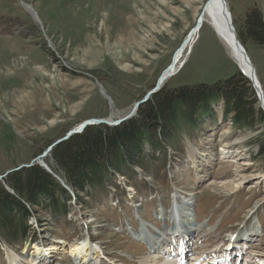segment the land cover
<instances>
[{"label":"rangeland","instance_id":"obj_1","mask_svg":"<svg viewBox=\"0 0 264 264\" xmlns=\"http://www.w3.org/2000/svg\"><path fill=\"white\" fill-rule=\"evenodd\" d=\"M226 1L238 35L250 7L264 12V0ZM191 7L193 0H0V175L29 165L87 120L127 115L155 87L194 27ZM243 46L264 93V49L248 41ZM193 48L166 86L213 85L238 70L208 26ZM256 109L264 113L259 99ZM203 126L181 124L175 144L156 153L160 162L148 170L133 167L127 176L113 174L96 199L70 192L65 218L36 208L38 220L32 217L25 239H0V264H14L11 254L21 264H79L69 247L90 237L107 259L139 264L148 251L138 241L139 229L144 223L169 227L175 193H196L192 203L206 230L199 247L206 253L253 231L258 219L264 231V158L258 146L264 124L240 129L221 111L219 121ZM228 142L229 153L221 152ZM191 148L199 151L197 161L190 158ZM8 176L0 182L10 190ZM244 253L264 258V235ZM96 263L109 264L101 258Z\"/></svg>","mask_w":264,"mask_h":264},{"label":"trees","instance_id":"obj_2","mask_svg":"<svg viewBox=\"0 0 264 264\" xmlns=\"http://www.w3.org/2000/svg\"><path fill=\"white\" fill-rule=\"evenodd\" d=\"M238 30L241 43L252 42L264 49V12L260 8L250 7ZM257 104L252 84L238 70L213 85H165L131 120L115 127H88L56 146L45 161L64 183L39 165L8 176L5 182L13 193L0 182V239L7 243L22 240L32 217L37 219L36 208L49 211L56 220L65 218L70 192L96 199L94 193L104 190L113 174L127 176L133 167L148 170L146 166L161 161L157 152L175 144L181 124L193 128L202 122L206 128L219 121L221 111L240 129L264 124V113L256 109ZM258 146L259 157L264 158V139Z\"/></svg>","mask_w":264,"mask_h":264},{"label":"bare ground","instance_id":"obj_3","mask_svg":"<svg viewBox=\"0 0 264 264\" xmlns=\"http://www.w3.org/2000/svg\"><path fill=\"white\" fill-rule=\"evenodd\" d=\"M226 3H227V1H226ZM193 7L194 8L191 7V9L193 10L194 15H196L195 24H196L197 20L199 19V17L201 16V14L203 13L202 26H201L200 30H198L196 33H194L190 38H188L189 35L185 38L184 42L186 41V43L183 45V43H184L183 42L181 44V46L179 47V49H178L179 52L174 55V57L176 58L177 64L174 67V69H172V70H174V73H175V75L173 77L177 76L182 71V69L186 65L188 57H189V55L191 53L189 51H192V48L194 47V45L198 41V38H199L202 30L205 29L207 26L218 37V39L220 40V42L222 43V45L226 49L228 57L235 63V65L239 69V65L243 64V60H242L243 56L236 49V45L234 44V39H233V36H232V32L229 30L228 26L223 21V18L221 16L222 15V10H223L222 9L221 0H193ZM25 8H26L27 11L30 12V14L32 16L36 14L35 13L36 10H34L33 7L31 8V7L25 5ZM227 9H228V12H230L228 3H227ZM231 18L233 20L232 13H231ZM194 27H195V25H194ZM218 32H221L223 37L220 36L218 34ZM181 48H183V50H181ZM247 55H248V57H249V59H250V61L252 63L251 66L254 68L253 62H252L248 52H247ZM170 65H171V63H170ZM245 65H246V71L248 73H250L251 67L247 63ZM169 66L164 70V72L169 68ZM180 67H181V69L178 71V69ZM253 70L255 72V76H256V79H257L259 85H261L256 69L254 68ZM172 78H170V79H172ZM102 92L105 95V92L104 91H102ZM110 121H115V120L110 119ZM231 146H232L231 143H229V142L225 143L223 145L224 148L221 150V152L227 153L225 150L226 149L227 150L231 149ZM190 151H191L190 158H192V161H197L196 153L198 154L199 151L196 150V148H191ZM195 194L196 193L193 192V193H186L184 196H181L178 193H175L173 195L174 196L173 197L174 202L172 204V210H171L172 219H173L172 224L173 225H177L178 226L177 227L178 230L183 228L184 222L185 223L188 222L190 220V217L193 216V209L195 210L196 204H194L192 202L195 199V196H194ZM260 206H262V205H260ZM193 217H195V216H193ZM192 222H193V225H192L191 229H193V235H196V234L201 232L202 235L204 236L205 234H203V233L206 231L205 228L204 229L202 228L204 225L202 224V225H199L198 227H195L196 226L195 224H197L198 221L192 220ZM255 223L256 224L253 225V229L254 230L251 231V234L247 235V233L250 232V231H248V232L244 233L242 236H240V238L245 237L247 235V237H249L251 240H253L254 238L258 237V236H254V235H256L254 233L256 231H258V232L261 231L260 228H259V224H260L259 219ZM142 226H141L140 229L142 230V233L143 232L144 233L140 234L141 241H145L146 240V243L147 242L150 243V248H154L155 250H153V252L150 251L149 255L145 254L142 258H140L139 264H163V263H161V260H158L156 258V256H154L155 255L154 252L158 251V249H156V248H161L162 247V249L164 250L165 248L168 247V245H169L168 250L176 252L177 251L176 248H174L172 246H176V243L178 242L177 231L174 230V229L169 230V227H167L166 229H160V232H159L160 235H159V234H156L154 232H151L152 228H150V226H148V225H142ZM261 228H263L262 225H261ZM148 233L152 234V237H150V235ZM263 233L264 232L262 231V235H264ZM240 234H242V233H240ZM235 237H236V235L234 237H230V238L233 239ZM153 238H155V240ZM90 239L86 238V240H84L82 243H73L69 247L70 256H74V257L80 259L79 264H97L96 260H98L99 258L104 259L106 257L105 255H103L104 253L102 252V250L101 251L98 250V249H102V248H97L96 245H94L91 242ZM195 241H199V240L196 239ZM164 243L167 244V245H165L163 247L162 244H164ZM199 246L197 247V250H196V253H195V257L193 258V259H195L194 261H192L193 264H206V263L210 264V263H208L207 260H203L202 261V258L204 256H206L207 254L211 253V252H215V251H218V250L221 249V247L220 248L219 247H215L214 249H212V250L210 249L211 251L206 253V252H204V250H200ZM36 247H37V253H39L41 248H39L40 246H36ZM99 254L101 255V257H99ZM251 256H253V255H251ZM10 257L13 259L12 261L14 262V264H21V261H20V259H19V257L17 255L11 254ZM261 260H264V258H261ZM253 262H254L253 260H250L247 264H251ZM29 264H45V263L42 262V261H35V262L31 261Z\"/></svg>","mask_w":264,"mask_h":264},{"label":"water","instance_id":"obj_4","mask_svg":"<svg viewBox=\"0 0 264 264\" xmlns=\"http://www.w3.org/2000/svg\"><path fill=\"white\" fill-rule=\"evenodd\" d=\"M221 3H222V9H223L221 16L223 18V21L226 23V25L228 26L229 30L232 32V36H233V39H234V44L236 45V49L243 56V58H242L243 64L239 65L238 71L252 84L253 89L257 92L259 103H260L261 107L264 109V93H263V91H262V89H261V87H260V85H259V83H258V81L256 79L255 72L253 70L254 68L251 66L252 63H251V61H250V59H249V57L247 55V51L242 46L243 44H241V41L239 40V36H238V33H237V27H236V25L233 24V20L231 18V12H228L226 1L225 0H221ZM22 5L29 6L26 3H22ZM202 16H203V13L201 14L199 19L197 20V22L195 24V27L190 32L188 38H190L198 30H200V28L202 26ZM218 34L220 36H222L221 32H218ZM185 43H186V41L183 43V45ZM181 50H183V48H181ZM245 62L247 64H249V66L251 67L250 73H248L246 71V65H245L246 63ZM176 64H177L176 58L174 57L172 62H171V65L169 66V68L164 73H162V75L158 78L155 87L151 91H149L141 100L136 102L131 110L126 111L128 114L125 115L123 118L117 119L115 121H109V120H105V119H92V120L85 121L83 124H81L77 128H75L72 131H70L66 136H64L63 138H61V139L55 141L54 143H52L45 150L44 153H42L41 155L36 157L32 161V163H30L29 165H26V164L25 165H21L18 168H15V169H12L10 171H7L4 175H0V181L4 180L10 173H14V172L20 171L22 169L30 168V167L34 166V163H37V165L41 166L47 172H49L50 174L53 175V172L51 171L50 167L46 163L45 159L50 155V153L52 152V150L56 146H58L59 144L65 142V141H67L68 139H70L74 135H78V134L83 133L88 127L97 126V125H107V126H110V127H115V126H118V125H120V124H122V123H124L126 121H129L132 118L136 117L138 112H139V110H140V108H141V106L146 104L151 99V97L154 94H156L157 92H159L163 88V86L166 84V82L175 75L174 70H172V69H174ZM180 69H181V67L178 69V71ZM99 87H100V91H103V90L105 91V89L103 88L102 85L99 84ZM57 179L59 180V178H57Z\"/></svg>","mask_w":264,"mask_h":264}]
</instances>
